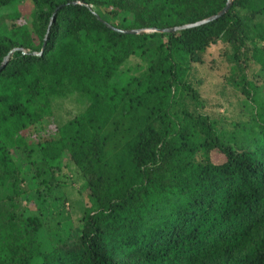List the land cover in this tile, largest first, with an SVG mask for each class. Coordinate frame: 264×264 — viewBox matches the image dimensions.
I'll return each mask as SVG.
<instances>
[{"label": "trees", "instance_id": "1", "mask_svg": "<svg viewBox=\"0 0 264 264\" xmlns=\"http://www.w3.org/2000/svg\"><path fill=\"white\" fill-rule=\"evenodd\" d=\"M256 66L264 0H0V264H264Z\"/></svg>", "mask_w": 264, "mask_h": 264}, {"label": "rangeland", "instance_id": "2", "mask_svg": "<svg viewBox=\"0 0 264 264\" xmlns=\"http://www.w3.org/2000/svg\"><path fill=\"white\" fill-rule=\"evenodd\" d=\"M21 9H23L24 11H28L29 6H22ZM222 48L223 44L218 47L217 54L221 52ZM136 63L137 60L133 59V61L129 64V68L131 69L127 71V69L125 68V76L127 74H137V69L134 68V64ZM256 68L257 69L255 78L257 80V84L259 86H263L264 89V70L260 68V66H256ZM220 73L221 71L209 73L207 91L205 95L208 97L210 104L215 107L214 110H217L221 114H225L229 119H236L238 118L239 114H241L242 112L245 113L246 111V106L243 102V96L236 93L230 87L222 89L220 87V83L222 82L221 76L219 75ZM67 106L72 108L70 103H68ZM63 171L66 177L73 178V184L68 181V186L60 188L62 191H68L67 196L70 197L69 206H71V211L69 212L67 217H71L76 220L77 217L80 215L81 205L86 202V192L84 190V183L80 179L77 180V176H72L70 167L68 169L65 168ZM26 182L28 183V180H26ZM59 219L61 224H65V222L67 221L66 216L62 215L58 216L57 219L54 220V222L57 223V220Z\"/></svg>", "mask_w": 264, "mask_h": 264}, {"label": "water", "instance_id": "3", "mask_svg": "<svg viewBox=\"0 0 264 264\" xmlns=\"http://www.w3.org/2000/svg\"><path fill=\"white\" fill-rule=\"evenodd\" d=\"M231 5H232V1L227 2V4L225 5V7L221 11H219L217 14L212 15V16H210V17H208V18H206L204 20L198 21L196 23L187 24V25L179 26V27H173V28L159 29V30H155V31H159L161 33H163V32H175V31L180 30V29L190 28V27H194V26H198V25L205 24V23H207L209 21L216 20V19L220 18L221 16H223L224 14H226L227 11L230 9ZM99 19L102 20L100 17H99ZM105 23L110 28H112V29H114L116 31H119L121 33H125V34H139V33L144 32L141 29H119V28L113 27L112 25H110L107 22H105ZM7 63H8V60H6L3 63L2 67H4Z\"/></svg>", "mask_w": 264, "mask_h": 264}]
</instances>
